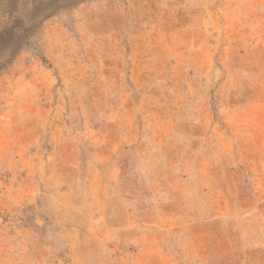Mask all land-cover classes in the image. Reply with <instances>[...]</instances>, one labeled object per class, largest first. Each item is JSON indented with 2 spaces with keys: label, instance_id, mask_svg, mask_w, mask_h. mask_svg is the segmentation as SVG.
Wrapping results in <instances>:
<instances>
[{
  "label": "rangeland",
  "instance_id": "374dc122",
  "mask_svg": "<svg viewBox=\"0 0 264 264\" xmlns=\"http://www.w3.org/2000/svg\"><path fill=\"white\" fill-rule=\"evenodd\" d=\"M0 264H264V0H0Z\"/></svg>",
  "mask_w": 264,
  "mask_h": 264
}]
</instances>
